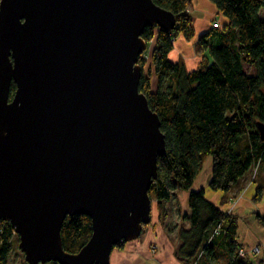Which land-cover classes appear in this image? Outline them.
<instances>
[{"label":"water","instance_id":"1","mask_svg":"<svg viewBox=\"0 0 264 264\" xmlns=\"http://www.w3.org/2000/svg\"><path fill=\"white\" fill-rule=\"evenodd\" d=\"M176 24L153 0H0V224L28 264H111L150 224L166 137L139 59L149 26ZM79 215L93 234L68 253Z\"/></svg>","mask_w":264,"mask_h":264},{"label":"trees","instance_id":"2","mask_svg":"<svg viewBox=\"0 0 264 264\" xmlns=\"http://www.w3.org/2000/svg\"><path fill=\"white\" fill-rule=\"evenodd\" d=\"M227 18L226 26L202 34L196 44L203 54L195 71L169 59L180 37L193 41L195 26L189 14L192 0H153L173 13L177 26L171 32L149 26L142 38L151 47V66L140 57L144 74L140 92L159 115L166 137V153L159 157L158 176L151 189L165 219L167 202L179 191L189 192V226L178 231L176 258L180 264H264L238 242V217L193 190L204 166L211 160L210 190L230 193L251 172H258L255 202L264 200V141L258 123L264 124V0H209ZM254 72L248 74L247 67ZM156 78L153 88L152 77ZM13 96L16 86L12 84ZM164 217V218H163ZM261 225L264 219L257 213ZM172 229V228H170ZM172 231V230H171ZM93 234L92 219L68 217L62 226L64 250L78 254ZM17 237L10 222L0 224V264H8ZM126 242L114 248L123 249Z\"/></svg>","mask_w":264,"mask_h":264},{"label":"crops","instance_id":"3","mask_svg":"<svg viewBox=\"0 0 264 264\" xmlns=\"http://www.w3.org/2000/svg\"><path fill=\"white\" fill-rule=\"evenodd\" d=\"M190 8H192V12L190 13ZM189 8V14H191L193 18V25L195 26V38L192 42H188V40L183 36L176 40L174 43V50L169 55V59L175 63L183 62L186 66V69L188 71L192 72L195 71L199 64L201 63L202 56L199 52V50L195 49L197 41L199 37L202 34L211 32L214 28L215 22H218L221 24V27L226 26L228 20L225 18L221 12L218 11L215 4L210 2L209 0H192V3ZM197 12V13H196ZM198 14L203 16H198ZM191 44L195 45L194 48H191ZM197 48V47H196ZM200 56V57H199ZM208 163V162H207ZM206 163V164H207ZM205 164V166H206ZM207 167L209 168V171H206L205 169L200 173L199 177L197 178V181L195 182L193 186V190H200L204 189L206 191V198L209 200V202H213L217 206H219V199H221L220 195H229L230 193H221L216 192L213 190H210L209 183L211 181V173H212V162L208 163ZM206 171V172H205ZM247 177V176H246ZM245 177V180H246ZM234 190V188L232 189ZM211 192V193H210ZM213 195V196H212ZM189 192L179 191L176 195V199H173L169 202V204L174 203L179 206V215H175V220H178L179 222H184V217L187 215H190V208H189ZM251 203V202H250ZM238 204V203H237ZM252 204V203H251ZM249 204L247 200H243L237 205V210L235 211H229V208L225 209L226 212H232V214L235 216H246L247 214L251 213H259L260 216L264 219V205L261 207V204ZM224 210V209H222ZM249 211V212H247ZM156 215L157 219L160 218V212L159 209H156ZM247 218V216H246ZM167 219V218H166ZM249 219V218H248ZM250 221H242L238 220L239 223V229L237 234H239L238 242L244 246V248L249 249L250 247H258L263 246L264 244V230L260 231V224L259 222H256L254 220V217L252 216ZM158 222V221H157ZM177 222V224H179ZM159 224V223H158ZM176 224V225H177ZM187 224V223H186ZM188 225V224H187ZM189 226V225H188ZM172 230V231H171ZM171 230H169V233L177 234V247L179 246V236L178 231L174 227ZM153 239L150 240L147 246L141 245L139 251H134L131 246H127L123 250L114 249L113 253L115 255L114 259L111 257V264H152V259L154 258L153 254L151 253L150 249H148L149 244L157 245L159 248L164 249L165 251H168L169 257L171 259L170 263L168 264H180L179 260L176 258V249L174 248L171 240L165 235V231L163 229V226L155 228L153 231ZM263 240V241H262ZM264 248V246H263ZM262 248V249H263ZM129 251V252H128ZM264 256V253L262 251V254ZM124 258V261H119L118 259ZM157 257V256H156ZM113 259V260H112ZM152 261V262H150Z\"/></svg>","mask_w":264,"mask_h":264},{"label":"rangeland","instance_id":"4","mask_svg":"<svg viewBox=\"0 0 264 264\" xmlns=\"http://www.w3.org/2000/svg\"><path fill=\"white\" fill-rule=\"evenodd\" d=\"M190 9H191L190 13H193L192 12V8H190ZM261 14H262V16H264V9H262V13ZM198 16H203V15H201V14L199 15L198 14ZM188 42H192V41H188ZM154 43L155 42L151 43L150 46L147 45V49L148 50L143 55V57L148 60V64H147V66L144 69L146 74H148V70H149V68L151 66V60H150V55H151V51H152L151 47L153 46ZM194 47H195V45L191 44V48H194ZM195 49L197 50L196 47H195ZM247 71H248V74L251 75V73L254 72V69L247 67ZM152 82H153V88L155 89L156 85H157V82H156V78L154 76L152 77ZM209 162H211V160ZM208 163L203 168L206 171H209L208 170L209 168L207 167V165H209ZM257 175H258V172L255 169V171H253L249 175H247L246 180L244 179L238 186L234 187V190H232L229 195H224V194L220 195L221 199H219V207L224 209V211H225V209L229 208V211L231 210L233 212V211L237 210V208H238L237 205L242 201V199L244 201L247 200L249 204L252 203V204H254L256 206H257V204H259V205L261 204V207H262L264 205V200H262L261 202L257 203V202H255V199H254L256 197L257 193H258V188H257V185H256V181L258 179ZM195 191H197V190H195ZM156 209H159V204H158L157 200H152V210H151L152 220H151L150 224L144 226L143 232L140 235L139 239H137L136 241H133V242H126V245L127 246H131L132 249H134L135 252L139 251L138 248H140L141 245H143V246H147L148 245L150 240L154 238L153 237L154 229L159 227V224H160V226H163V229L165 231V235L171 240L174 248L178 249V247H177L178 240H177V236H176L177 234H172V233H169L168 231L171 230L170 228H174V227L177 229V231H179V228L181 226L182 227L183 226H185V227L188 226L186 223L184 224L183 221L179 222L178 220H175V215H179L180 214L179 211H178L179 206L177 204H174V203L166 205L165 217L167 219L166 218L162 219L160 217L159 220H158L157 219V215H156ZM232 212H229V213L232 214ZM247 212H249V211H247ZM246 216H247V218H246ZM246 216L243 215V216H240V217L237 216V217H238V220L240 219V220L246 222V220L250 221L249 219L253 216L254 220L256 222H259L256 213L247 214ZM177 222H179V224H177ZM259 224H260V228H261L260 231L264 230V225H261V222H259ZM14 243H15L14 249H13V252H12L11 257L9 259L8 264H28V262L26 261L25 254H23L22 251L19 248L20 243H19V236L18 235H17ZM126 245H125V247H126ZM263 246H264V244H263ZM263 246L261 245V246H258V247H250L249 248L250 252H248L249 253L248 255H251V253H252L253 258H257L259 255L262 254V251L264 253ZM114 249H116V248H114ZM148 249H150L151 253L154 256V258L152 259V261H153L152 264H168V263H170L171 259L169 257L168 251H165L164 249L161 250V248H159V246L153 245L152 242H151V244H149ZM177 249H176V251H177ZM252 249H254V250L260 249L259 250V254H256V252L253 251ZM118 250H121V249H118ZM113 253H115V252L114 251L112 252L111 257L114 259L115 255ZM261 256L264 257L263 255H261ZM110 260H111V258H110ZM118 260L123 262L124 258L121 257V259L119 258ZM152 261H150V262H152ZM48 264H56V263H48Z\"/></svg>","mask_w":264,"mask_h":264},{"label":"built area","instance_id":"5","mask_svg":"<svg viewBox=\"0 0 264 264\" xmlns=\"http://www.w3.org/2000/svg\"><path fill=\"white\" fill-rule=\"evenodd\" d=\"M214 28H221V24L218 23V22H216ZM252 250L255 251L256 254H259V250L260 249H258V250L252 249ZM248 252H250V250H248L247 252L241 251V256L245 257V255H248L249 254ZM251 255H252V253H251Z\"/></svg>","mask_w":264,"mask_h":264}]
</instances>
